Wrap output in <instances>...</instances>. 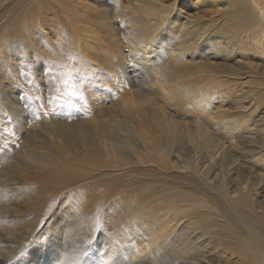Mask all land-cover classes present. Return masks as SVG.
<instances>
[{
    "label": "rangeland",
    "instance_id": "374dc122",
    "mask_svg": "<svg viewBox=\"0 0 264 264\" xmlns=\"http://www.w3.org/2000/svg\"><path fill=\"white\" fill-rule=\"evenodd\" d=\"M238 2L235 28L225 0H176L163 22L166 0H0V264H199L216 223L211 264H253L223 246L264 222V142L232 165L230 138L199 145L213 118L264 125V0Z\"/></svg>",
    "mask_w": 264,
    "mask_h": 264
},
{
    "label": "bare ground",
    "instance_id": "6f19581e",
    "mask_svg": "<svg viewBox=\"0 0 264 264\" xmlns=\"http://www.w3.org/2000/svg\"><path fill=\"white\" fill-rule=\"evenodd\" d=\"M157 1V0H156ZM180 1H183V0H180ZM213 1V0H211ZM215 1V0H214ZM253 3V2H252ZM225 4H227V8H228V19L230 20V23L232 24L233 27L237 28L239 27V24L242 19H243V16L244 15H247L250 14L248 9L251 10V8H246V4H243V6H241V4L238 2V0H225ZM154 5L158 8H162V17H161V21L163 22L165 20V17H169L170 16V13H171V9L172 8H175L176 7V0H166V4H163V3H154ZM246 7H245V6ZM253 6V4H251ZM250 5V6H251ZM257 6V4L255 5ZM264 6V5H263ZM257 10V9H256ZM178 12V11H177ZM253 12V11H252ZM264 13V11H263ZM260 15L256 17L257 20H261L262 22H264V15L259 13ZM173 17V16H172ZM189 21V20H188ZM190 22V21H189ZM259 21L258 23V26L256 28V32L260 34H263L264 33V25L263 23ZM191 23V22H190ZM182 25H186V26H190V24H187V22H183ZM194 28V26H193ZM184 29V28H183ZM186 31V29H185ZM184 31V32H185ZM188 33V32H187ZM192 33V32H191ZM186 34V33H185ZM190 34V33H189ZM191 35V34H190ZM150 36V35H149ZM257 38L254 37V40L253 42L256 40ZM200 42V41H199ZM256 43V46L258 48H264V41L260 40V39H257V42ZM191 45V44H190ZM88 46H91V44L88 43ZM189 46V44H188ZM189 51V48L188 50ZM6 52V51H5ZM182 53V52H181ZM183 54H181L180 56L182 57ZM109 57V55H106ZM184 56V55H183ZM179 57V56H178ZM110 59V58H108ZM181 59V58H180ZM113 60V59H111ZM6 61V60H5ZM7 62V61H6ZM189 62V61H187ZM8 63V62H7ZM188 64V63H187ZM185 65V64H184ZM180 68V67H179ZM205 71V70H204ZM173 72H179V69H174ZM208 75V74H207ZM210 75V74H209ZM212 75V74H211ZM217 77V76H216ZM225 84V83H224ZM213 87H215L213 85ZM225 90V89H224ZM229 91V90H228ZM196 92V91H195ZM230 92V91H229ZM226 93H227V90H226ZM192 95V94H191ZM226 96V95H225ZM202 103V102H201ZM206 110V109H205ZM247 116V115H246ZM215 117V115H214ZM249 117V115H248ZM234 119V118H233ZM212 121L215 123L216 126L220 125V128H219V131H217L216 135H209V134H205L204 136H201V140L199 142V145H201V148H204L205 151H207L208 154H210V152H212L213 154V151L215 153V151L218 153V149H220L219 147H217L219 144H224L227 143L226 140H228L229 138L234 141L233 142H229L226 147V149H224L223 151H221L220 153V156L221 154L225 157L226 154L229 156V164L232 165V163L235 161L233 158L236 157V159H238V157H241V152H244L242 151L241 147L242 145L241 144H244L245 142H248L250 144H254V142L256 143H260L264 142V125H258L254 119H250V118H240V120H227L224 116L220 117V118H213ZM233 121V122H232ZM212 128V127H211ZM215 129V127H214ZM176 133V130L173 129ZM173 131V132H174ZM180 133V132H178ZM209 133H212V132H209ZM213 134V133H212ZM177 135V133H176ZM171 138L172 140L175 139V135H171ZM177 138V137H176ZM247 140V141H246ZM241 145V147H240ZM244 145H247L246 143ZM243 145V146H244ZM256 145V144H255ZM224 146V145H223ZM222 146V147H223ZM249 146V144H248ZM240 147L238 153L236 152L237 149ZM250 147H255L254 145H250ZM208 148H210L211 151L208 150ZM224 148V147H223ZM244 148V147H243ZM246 149V148H245ZM250 149V148H249ZM258 149V148H256ZM255 149V150H256ZM203 150V149H202ZM236 150V151H235ZM247 150V149H246ZM258 151V150H257ZM249 152V151H248ZM256 151H254L255 153ZM114 155L118 154L117 151H113ZM245 153V152H244ZM250 153V152H249ZM248 153V154H249ZM258 153V152H256ZM210 154V155H212ZM247 154V155H248ZM253 154V152H252ZM254 155V154H253ZM246 156V155H245ZM251 156V155H250ZM262 156H264V154H262ZM155 159H158V163L159 164H162L160 162V159H162L161 157L157 158V157H154ZM243 158V157H241ZM246 159V157H244ZM218 160H221V159H218ZM232 161V162H231ZM244 161V160H243ZM248 161V160H247ZM185 162V161H184ZM190 162V161H189ZM222 162V161H220ZM242 162V161H241ZM250 162V161H249ZM243 163V162H242ZM223 164V163H221ZM220 164V165H221ZM245 164V163H244ZM194 165V164H192ZM219 165V164H218ZM217 165V166H218ZM198 166V165H197ZM196 166V167H197ZM213 166V165H212ZM241 166V165H240ZM195 167V168H196ZM210 167V166H209ZM212 168V167H211ZM210 170V168H208ZM232 169L233 168H230L227 170V175L226 176H230V174H232ZM237 169V168H236ZM235 169V170H236ZM240 169V168H239ZM51 176L52 178L49 180L50 183H61L62 179L60 176H58L57 172H53V171H56V169H54L53 167H51ZM211 171V170H210ZM189 172V171H188ZM226 173V172H225ZM219 174V173H218ZM216 174V175H218ZM205 175V174H204ZM209 175V174H208ZM211 175V174H210ZM225 175V174H224ZM224 175H223V178H224ZM207 176V175H206ZM225 176V177H226ZM260 177V176H259ZM259 177H257L259 179ZM201 178V177H200ZM222 178V180H223ZM209 179V178H208ZM211 179V178H210ZM215 180V179H214ZM221 180V179H220ZM228 180V178H227ZM226 180V181H227ZM202 181H205V179H203ZM225 181V180H224ZM215 181H213L214 183ZM261 182V179H259V182ZM210 183V182H209ZM216 183V182H215ZM223 182H221L222 184ZM230 183V181L228 180L226 182V184L224 183L223 185V189L221 188V190H219V186H216L218 187V194L220 193V191L223 190V192L225 193L224 195V198H227L229 200V202L232 204V205H235V203L239 202L240 198H234L232 199V197H230L228 195V184ZM264 183V182H263ZM208 184V183H207ZM218 185H220V183H216ZM257 184V183H256ZM54 185V184H53ZM210 185V184H208ZM212 185V184H211ZM232 185V184H231ZM259 184H257L258 186ZM261 185V183H260ZM264 185V184H263ZM231 187V186H230ZM234 187V186H233ZM208 188V187H207ZM226 188V189H225ZM262 188V187H260ZM264 188V187H263ZM209 189V188H208ZM206 190V189H204ZM257 190V189H256ZM11 192V191H10ZM203 193V192H202ZM209 193V192H208ZM207 193V190L204 192L203 194V198L204 200H206L207 204L209 205H213V206H217L220 202L218 201L219 199V196L218 198L216 197L217 194H213V195H210ZM208 194V195H207ZM259 194V193H258ZM261 195V194H260ZM250 198V199H249ZM249 200L252 201V200H255V199H252L251 200V197L249 196ZM228 200H226L228 202ZM225 201V200H224ZM242 201V199H241ZM262 202V201H261ZM260 202V204H261ZM244 203H247L246 201ZM243 203V204H244ZM248 203H250L248 201ZM264 203V202H263ZM229 204V203H228ZM259 204V205H260ZM246 205V204H245ZM258 205V204H257ZM244 206V205H243ZM253 206V205H252ZM226 207V206H225ZM249 207V206H248ZM251 207V206H250ZM211 209V208H209ZM261 209V208H260ZM212 210V209H211ZM219 210V209H218ZM262 210H263V207H262ZM214 211V210H213ZM215 212V211H214ZM255 212V211H254ZM262 212V211H261ZM213 213V212H211ZM223 213V212H222ZM241 213V212H240ZM247 214V213H246ZM251 214V213H250ZM258 214H259V211H258ZM261 214V213H260ZM264 214V213H263ZM215 215V214H214ZM249 215V213L247 214ZM257 215V213L255 214ZM222 217H225L224 214H222ZM245 217V215L243 216ZM257 217V216H256ZM211 218V217H210ZM264 218V216H263ZM212 219V218H211ZM214 220V219H213ZM218 220V219H217ZM240 221V220H239ZM247 221V220H246ZM264 221V220H263ZM219 222V221H218ZM257 223V222H256ZM255 223V221H247V223H244V222H241L242 225H239L237 224L236 221L232 222L228 229H230L229 233H227L228 235L231 236L232 238V244L231 245H228V246H223L226 251H227V254L232 258H233V252L234 251H239V250H244V251H247L249 253L252 254V256H255L256 257V260L253 262V264H264V222H258L257 224ZM217 224V223H216ZM214 224V225H211L210 226V233L207 231L208 229V224L204 226V228L206 229L205 232L202 231L201 235H200V239L198 242V244H200L201 247H203L204 249H206V251H202L201 253V262L203 261L204 263L206 264H211L212 261H210L211 259H213V254L210 252H214V248L216 245L220 244L222 242V238L219 237V235H222L219 227ZM220 224V223H219ZM225 224V223H224ZM202 227V226H201ZM223 228V227H222ZM153 232V231H152ZM167 237V236H165ZM164 239V238H163ZM166 239V238H165ZM164 239V240H165ZM212 239V243L214 244L212 246V248L208 247V245L206 244L207 242H209V240ZM201 240V241H200ZM193 245V244H191ZM185 246L187 248V250H190L192 251V247L190 245H188L187 243H185ZM181 249L182 251L185 250L183 246H181ZM192 254L194 255L195 252L192 251ZM199 262V264L201 263ZM202 264V263H201Z\"/></svg>",
    "mask_w": 264,
    "mask_h": 264
}]
</instances>
